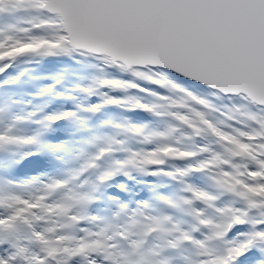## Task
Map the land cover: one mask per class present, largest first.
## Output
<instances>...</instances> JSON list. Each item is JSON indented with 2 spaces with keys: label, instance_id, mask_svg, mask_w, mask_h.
I'll return each instance as SVG.
<instances>
[{
  "label": "rangeland",
  "instance_id": "1",
  "mask_svg": "<svg viewBox=\"0 0 264 264\" xmlns=\"http://www.w3.org/2000/svg\"><path fill=\"white\" fill-rule=\"evenodd\" d=\"M38 25H46V22L31 12L25 0H0V48H3L5 52L11 50L13 53L6 59L0 60V69H2L0 70V78L7 73L12 74L14 72L9 80L1 79L0 93L2 95L0 99L3 98L12 109L16 110L15 117H8L10 110L7 109L6 117L1 118L0 124L8 126V134L14 140L12 148L22 146L24 144L22 141L30 137L24 133L19 134L14 128L16 124L20 126V130L27 131H30L33 125L44 122L47 125H53L57 133L60 134V137L56 138L57 145L73 152L75 157L79 152L86 151V146H82L84 143L82 140L88 139L90 135L92 141H88V144L90 143L92 146L81 158L82 161L70 168V171L66 170L62 177L56 181H61L62 185L68 183V189L72 190L76 185L75 183L86 185L90 175L96 169L102 168L104 169L103 172H111L112 169L109 168L113 167L117 173V182L106 185L104 191L116 201L124 196L126 204L121 207L122 217L126 218L129 215L128 211L134 212L135 217H142L145 214L155 216L158 213L162 219L161 228H163L165 235L161 239L170 241L166 244L167 247L175 249L176 244L172 241L181 237V233L187 232L191 236V240L194 241L193 247L203 252L196 253L197 255L191 262H196L199 256H207L198 260L197 264H209L211 259L221 256L230 247L229 241L239 235L236 232H246L250 225L235 226L225 239L214 236L212 228L202 224L201 220H209L213 225L225 224L229 222V213L226 211L228 209L236 212H248L249 219H258L260 214L264 213V204L249 209L248 201L244 197L221 188L217 184V179L222 171L242 173L244 171L243 165L248 162L239 156L233 157L230 151L231 142L217 137L207 125L199 122L195 113L203 112L209 123L232 136L239 132H249L255 126L250 119V114H262L248 109L241 102L226 103L212 98L200 88L184 84L168 74L160 73L156 76H150L146 80L134 81L108 71L95 62L62 57L54 51L52 46L57 42L56 34L47 26L38 27ZM27 43L38 45V47L35 50L19 52L18 49ZM103 81H119L120 83L116 86L103 83ZM155 81H160V83H155ZM86 89L88 91H85ZM187 92L193 93L207 103H199L187 95ZM112 100L118 101V103H110L109 101ZM97 105L99 107L92 110L93 106ZM138 105H148L151 110H146ZM52 106H55L54 111L45 117L46 111ZM65 113H71L66 117L74 129L72 134L66 138H64L65 131L61 132V127L66 126V124L60 125V120L48 119ZM176 114L186 116L190 121H194L196 126L200 128L199 134L195 133L190 124L177 119ZM38 121L43 122L39 123ZM30 124L32 125L29 126ZM59 126L61 127L58 128ZM160 133L164 135H159ZM166 147L181 152H193L196 155L191 158H179L160 153L156 158L162 160V163L144 162L147 153L158 152L159 149ZM202 149H208V151H202ZM101 151L103 154L100 159L93 162L95 155ZM213 153L220 154L222 160L229 161V163H223L218 167H208L200 171H189V174L184 176H181L177 171L190 167L194 169L200 162L209 159ZM88 162L93 163L90 174L77 181L67 182L68 177L74 175L73 172H81V169ZM101 175L102 173L96 175V178L99 179ZM8 181V185L15 183L12 180ZM188 185L208 192L215 199L210 202L195 199L193 194L187 190ZM254 186L249 185V187ZM130 189L134 194L129 193ZM61 190L59 189V194L57 193L47 199L48 190L44 187L37 196L39 198L37 204L27 203L23 207L17 208V211L31 214L38 204L46 203L50 208V206L56 205L55 202L58 203L61 200L62 194H70L68 190L62 192ZM112 191L118 193L112 194ZM151 195L154 200H157L156 204L160 206V209L154 210L155 212H152V208L147 205V198ZM256 195L259 196V193ZM13 196L18 197L19 195L10 191L0 195V213L4 209L3 200L11 199ZM94 196L86 197L85 203L87 204L90 198ZM41 197H46V199L41 200ZM187 200L192 202L187 203ZM163 201L172 202L176 206L184 208L186 212L181 213L179 211V213L175 210L163 212L161 208ZM92 205H94L93 208H96L99 202L92 201L91 207ZM101 211L110 215L112 207L104 205L101 207ZM87 213L82 209L77 216L82 217V219H79L78 222L69 220L80 230L78 235L80 241L92 242V229L87 224L92 223V221L86 222L84 219L85 217L96 220L100 218L98 212H91L88 216ZM183 213L190 215L191 221L184 223L181 231H179V227L173 223L172 217H181ZM118 219L119 229L115 231L114 227L111 228L108 232L109 242L104 249L91 250L92 254L89 255L86 252L71 255L69 263L73 264L72 260H74L75 264H106V259L103 258L102 253L107 250L110 254H114L113 248L120 246L117 237H124L129 232L127 222H123L124 220H121L120 217ZM19 221L17 220L15 225ZM81 222L83 223L80 224ZM103 227L99 225L100 230ZM143 230V228L137 230L132 238L133 242H138ZM145 230L147 231V229ZM173 230L176 232L174 233L175 237H168ZM13 231H17V229L14 227L11 232ZM151 236L150 234V238ZM159 241L154 244L151 238L145 248L137 253L134 260L127 261L126 264L139 261L141 263V260L145 259L142 253L149 254L154 245L160 244ZM181 241L188 242L184 239ZM196 241L204 242L205 247H200ZM126 243V246L135 248L133 243L132 245L129 242ZM60 245V247L63 246L61 241ZM260 247H264V245ZM120 248L123 257H125L127 247L120 246ZM169 250L166 252V257L158 260L150 254L154 264H161L162 261L177 264L176 261L179 260L177 251L174 254V250ZM43 255L44 253L40 254V256ZM58 255L59 253L54 259L50 258V264H61ZM114 256L116 255L114 254ZM262 259H264V254L257 247H253L245 253L238 264H256ZM191 262L187 261L185 264Z\"/></svg>",
  "mask_w": 264,
  "mask_h": 264
},
{
  "label": "snow or ice",
  "instance_id": "2",
  "mask_svg": "<svg viewBox=\"0 0 264 264\" xmlns=\"http://www.w3.org/2000/svg\"><path fill=\"white\" fill-rule=\"evenodd\" d=\"M32 2L36 7L49 13L46 25L38 27L51 26V30L61 36V43L53 44V47H62L65 43L84 47L106 45L113 51V57L118 63L123 61L138 67L151 64L154 67L168 68L187 79L197 80L225 93H244L251 101L264 104V0H32ZM37 47L38 45L27 43L18 51L35 50ZM12 54L11 50L5 52L0 48V60ZM136 75L142 76L143 73L136 72ZM103 83L118 86L120 82ZM187 95L201 104L207 103L191 92H187ZM109 102L118 103L115 100ZM138 106L151 110L148 105ZM98 107L93 106L92 110ZM68 115L71 113L48 119L60 120ZM176 115L177 119L190 124L195 133L199 134L200 128L194 121H190L186 116ZM195 116L221 140L231 142L230 151L233 157L239 156L248 162L243 165L242 173L222 171L217 184L244 197L248 201L249 209L264 204V115L250 114L255 126L249 132H239L235 136L226 134L209 123L203 112H196ZM22 142L27 145L38 143L35 137L26 138ZM160 153L179 158H191L196 155L193 152H181L166 147L159 149L158 152L147 153L144 162L162 163V160L156 158ZM223 163L229 161H224L220 154L213 153L196 168L177 171L184 176L188 175L189 171L218 167ZM111 175V172H106L100 176V180H106ZM250 184L255 186L249 187ZM61 186V181H53L46 189L52 191ZM187 190L195 199L204 202L215 199L208 192L191 185L187 186ZM44 199L46 197H41V200ZM25 203L27 202L18 201L9 205L13 208L12 214L8 217L0 216V236L5 232L11 233L17 220H25V213L17 211L19 205ZM37 206L49 207L47 204ZM52 208L58 215H66L68 212V207L64 204L53 205ZM226 211L229 213V222L225 224L213 225L209 220H201V223L209 225L214 236L225 239L237 225L250 227L243 233L237 231L236 234L239 235L229 241L230 247L221 256L211 259L209 264H238L245 253L253 247H257L264 254V247H260L264 245V213H261L258 219H249L248 212H236L232 209ZM70 219L78 222L81 218L72 216ZM25 222L30 223L27 220ZM151 230L152 226H147V231ZM52 231V228H46L40 233H34L42 244L43 256L38 254L25 256L26 250L16 246L14 252L0 254V264H15L18 256L24 257L27 264H50V258H55L58 251L75 255L102 247L99 240L92 242L81 240L75 247L60 249L54 241L47 238V233ZM180 238L192 239L187 232L181 233ZM60 239L71 242L74 237L62 235ZM3 243V239H0V245ZM139 243L141 242H133L135 247H138ZM196 243L202 248L205 247L202 241ZM260 264H264V259L260 260Z\"/></svg>",
  "mask_w": 264,
  "mask_h": 264
},
{
  "label": "bare ground",
  "instance_id": "3",
  "mask_svg": "<svg viewBox=\"0 0 264 264\" xmlns=\"http://www.w3.org/2000/svg\"><path fill=\"white\" fill-rule=\"evenodd\" d=\"M12 75H14V72H12V74L7 73V75L5 74L0 78V81H2V78H5L4 81H7L12 77ZM1 95L2 94L0 93V96ZM7 105L8 102H5V100L1 98L0 121L3 116L4 118L6 117L7 109L10 110V112H8V117H15L16 110ZM54 108L55 106H52L51 109L49 108L46 111L45 117H48V115L54 111ZM14 120H16V118H14ZM38 122L42 123L43 121ZM65 124L66 126L64 127H58H61L62 133L65 131L64 138L71 135L74 130L70 126L68 117L60 119V125ZM31 125L32 124H30L29 126ZM14 128L19 132V134L24 133L25 135H30V137H35L38 143H34L32 145H27L24 143L18 148H12L14 140H12L10 135L8 134V126H6L5 124H0V195L6 193V191L17 193L19 195L18 197L13 196L11 199L6 198L5 200H3L4 209H2L3 211L2 213H0V216L5 217L9 216V214H12L13 212V208L9 205L16 204L18 201L37 204L39 202V198L37 197L39 195V192L53 181L59 180L66 170L70 171V168L80 163L82 161L81 158L85 156V153H87L89 148L92 146L90 143L88 144V141H92V138L89 135L88 139L85 138L82 140L84 142L82 146H86V151L83 153L79 152L75 157L73 152H69L65 148H61L57 145L56 138H59L60 134L57 133L53 125H47L45 122L43 124H36L31 127L30 131L20 130V126L17 124L14 126ZM112 141L113 139L110 142L112 143ZM9 152L10 154H8ZM86 166L87 168H85L84 171H81L82 175H76L73 181H77L81 177L90 174V172L92 171L91 168L93 166V163L88 162ZM101 169H96L90 175L86 185H78L77 183H75V187L72 190H69V185L68 183H66L55 190L54 195L57 193L59 194V189H62L61 192L64 190H68L70 193L69 195L62 194L61 200L58 201V203L55 202L56 205L64 204L68 207V212L66 215L56 214V212L52 208L53 205L50 206V208L37 206L34 209L33 213H25V220L30 221V223L25 222V220H20L19 223L14 226L17 231H13L11 233L5 232L2 236H0V239H3L4 241L3 245H0V254L15 251L16 246L23 247L26 250L25 256L28 257L37 254H43L41 250L42 244L35 237L34 233H40L46 228L53 229L52 232L47 233V238L51 241H54L55 245L60 249L77 246L78 242L80 241V239H78L80 230L70 221V215L79 216L82 209H84V211H90V214L91 212L99 213V220L86 217L84 221H92V223H87L92 229L91 238L92 241L99 240L101 242V249H104L107 246L106 244L109 242L108 232L111 230V228L114 227L115 231L116 229H119L117 225L119 217L121 218V220H124L123 222H127V228H129V232L122 238L126 239L127 242L130 243V245H132V238L139 228H143L144 231H146L145 229H147V226H152V230L149 232L152 235L151 238L153 240V243H157L160 239V244L154 245L153 248H151V250L149 251V254L142 253L145 259L141 260V263L139 261L135 264H151V262H153L152 264H154V260H152L153 257H151L150 254L154 256L156 260H158L159 258L167 256L166 252L168 249H170L169 251L174 250V254L175 251H177L179 259L178 261H176L177 264H185L187 261L191 262L197 255L196 253H203L201 250H196V248L193 247V240L190 239L188 240V242L181 241L180 237H177L172 241L176 244H174L176 246L175 249L167 247L166 244L170 241L161 239L165 235L163 228H161L162 219L158 213H156L155 216H153V214L148 216L145 214V216L142 217H135L134 212L128 211L129 215L126 218L122 217L121 207L122 205L124 206V204H126L124 196L116 201L114 198H110V195L104 191L106 185L114 184L117 182V173L113 169V167H110L109 169H112V175L106 180L101 181L100 177L99 179L96 178V175L100 173H102L103 175L106 172H110H103L104 169H102V172H100ZM8 180H12L15 183H10L11 185H8ZM116 193L118 192L112 191V194ZM129 193L134 194L132 189L129 190ZM89 195L95 196L93 198H90L89 202L86 204L85 198ZM92 201L99 202V205L96 208L91 207ZM147 201V205L152 208V212H155L154 210L160 209V206L156 204L157 200H154L152 198V195L147 198ZM25 204H20L19 207L21 208ZM104 205L112 207V212L110 215H106V213H103L101 211V207H103ZM161 208L163 212H166L167 210H170L172 212L174 210L178 212L180 211L181 213L186 212L184 208L176 206L172 202H161ZM80 218L82 219V217ZM172 221L173 223L177 224V226L179 227V231H181L183 224H186V222H190L191 217L190 215H186L183 213L181 217L173 216ZM99 225L104 226L102 230L99 229ZM100 233H103V235H98ZM174 233H176L175 230H173L172 234H169L168 237H175ZM62 235H71L72 237H74V239L71 242L61 241L60 237ZM60 241L63 245L62 247H60ZM139 241L140 238L138 242ZM113 250L115 251L114 254L116 256H114V254L112 253L110 254L109 252H107V250L104 251L105 253H102L103 258L106 259L105 263L126 264V262L128 261L127 256L123 257L120 246L114 247ZM58 253L61 264H70L69 260L71 259V255H67L63 251L62 253L61 251H58ZM86 253L88 255L92 254L91 250H87ZM126 253H128V249ZM203 257L204 256H199L196 261L202 259ZM72 262L73 264H75L74 260H72ZM15 264H27V260L24 257L18 256ZM164 264L172 263L170 261H164Z\"/></svg>",
  "mask_w": 264,
  "mask_h": 264
},
{
  "label": "water",
  "instance_id": "4",
  "mask_svg": "<svg viewBox=\"0 0 264 264\" xmlns=\"http://www.w3.org/2000/svg\"><path fill=\"white\" fill-rule=\"evenodd\" d=\"M27 6L31 9L32 13L38 15L42 19L47 20L49 18V13L39 7H36L32 0H25ZM51 29V26H47ZM57 37L56 44L61 43V36L59 33L54 32ZM54 51L60 56L65 58H77L80 60L95 62L102 66L108 71L115 72L119 75L125 76L127 79L131 80H146L150 76H156L160 73L168 74L176 79L182 81L184 84H190L201 90L211 94L215 99L223 100L227 103L231 102H241L247 108L255 111L259 114L264 115V104L251 101L250 97H247L244 93L234 94L225 93L216 87H212L207 84H202L194 79H187L186 77L180 75L179 73L170 70L168 68L154 67L151 64L145 66L129 65L123 61L117 62L113 57V51L106 45H92L91 47L84 46H73L70 43H65L62 47H54ZM136 72H142V76L136 75Z\"/></svg>",
  "mask_w": 264,
  "mask_h": 264
}]
</instances>
